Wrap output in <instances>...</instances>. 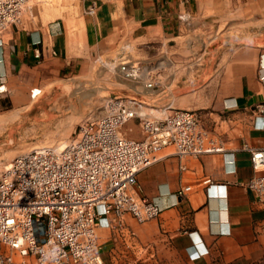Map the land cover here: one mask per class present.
Wrapping results in <instances>:
<instances>
[{
	"label": "crops",
	"instance_id": "1",
	"mask_svg": "<svg viewBox=\"0 0 264 264\" xmlns=\"http://www.w3.org/2000/svg\"><path fill=\"white\" fill-rule=\"evenodd\" d=\"M84 9L78 31L24 20L0 35L8 90L42 65L75 73L98 56L115 59L117 30L133 26L147 39V63L179 70L165 102L198 111L224 147L182 157L166 149L139 173L141 195L161 212L99 227L103 264H264V201L246 185L254 169L244 148L264 147V0H85ZM192 77L200 89L172 100L174 84Z\"/></svg>",
	"mask_w": 264,
	"mask_h": 264
},
{
	"label": "built area",
	"instance_id": "2",
	"mask_svg": "<svg viewBox=\"0 0 264 264\" xmlns=\"http://www.w3.org/2000/svg\"><path fill=\"white\" fill-rule=\"evenodd\" d=\"M28 1L0 0V35L22 22ZM95 8L94 3L88 11ZM167 67L164 60L144 65L125 56L119 63L125 79L148 91L166 90L174 75ZM7 91L0 75V93ZM134 120L142 129L140 139L122 132ZM244 148L254 169L246 185L264 201V147ZM166 149L180 157L224 151L198 111L115 96L81 124L66 147L43 146L15 157L0 174V264H16L17 255L34 257L37 264H103L99 227L116 228L125 214L139 223L160 214V207L141 195L138 175Z\"/></svg>",
	"mask_w": 264,
	"mask_h": 264
},
{
	"label": "rangeland",
	"instance_id": "3",
	"mask_svg": "<svg viewBox=\"0 0 264 264\" xmlns=\"http://www.w3.org/2000/svg\"><path fill=\"white\" fill-rule=\"evenodd\" d=\"M84 1L30 0L23 11L22 22L26 20L37 25L60 22L69 31H78L85 14ZM118 1L122 4L123 0ZM146 41L145 36L127 25L126 29L117 30L113 40L115 50L111 57L115 59L98 56L75 73H51L49 66L42 65L27 73L20 84L2 93L5 97H0V103L5 102L0 104V174L7 164L22 153L73 140L81 124L101 113L109 97H138L150 105H167L165 99L169 92L145 90L143 85L125 79L119 71L121 56L147 65L148 57L143 51ZM178 71L173 66L167 67V73ZM180 77L181 73L177 81ZM197 81L192 77V84L183 89L174 90V84L172 100L193 96L200 89ZM166 82L168 87V80ZM35 88L41 92L32 96ZM175 105L185 106L183 103ZM122 132L135 139L143 137L138 120L123 126ZM15 259L16 264H37L34 257L23 259L17 255Z\"/></svg>",
	"mask_w": 264,
	"mask_h": 264
},
{
	"label": "bare ground",
	"instance_id": "4",
	"mask_svg": "<svg viewBox=\"0 0 264 264\" xmlns=\"http://www.w3.org/2000/svg\"><path fill=\"white\" fill-rule=\"evenodd\" d=\"M99 87V86H98ZM34 94H37L38 92H40L41 90L38 88V89H34ZM158 91V90H156ZM69 144V142H62L60 145L63 146V147H66L67 145ZM10 164V163H9ZM9 164L6 165L7 168H9Z\"/></svg>",
	"mask_w": 264,
	"mask_h": 264
}]
</instances>
